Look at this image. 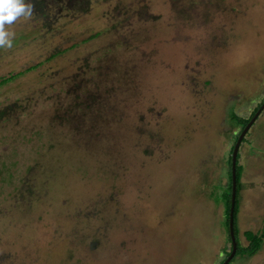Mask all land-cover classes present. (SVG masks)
<instances>
[{
	"label": "rangeland",
	"instance_id": "obj_1",
	"mask_svg": "<svg viewBox=\"0 0 264 264\" xmlns=\"http://www.w3.org/2000/svg\"><path fill=\"white\" fill-rule=\"evenodd\" d=\"M60 3L55 30L33 9L0 47V76L68 47L0 87V264H221L235 114L264 97V0ZM255 130L264 110L243 161L264 158ZM257 177L243 245L264 224ZM246 257L228 264H264V246Z\"/></svg>",
	"mask_w": 264,
	"mask_h": 264
},
{
	"label": "trees",
	"instance_id": "obj_2",
	"mask_svg": "<svg viewBox=\"0 0 264 264\" xmlns=\"http://www.w3.org/2000/svg\"><path fill=\"white\" fill-rule=\"evenodd\" d=\"M25 2L30 3L33 6V9H35V11H37L38 16L40 15L42 17L45 27H47L49 30H55L56 27L54 26V24H52L53 22H52L51 18L53 17V14L51 12H49L48 6L62 2L60 4L63 7H67V6L70 7V6H74L75 4H78V5H80V7L86 9L85 5L87 4V0H25ZM99 34H100V31L90 35L88 38L84 39L83 41H87L89 39H92V38L98 36ZM73 46H76V44H73L71 47H73ZM67 50H68V47L64 48V49H57L55 52H53L48 57H46L44 60H42L38 63L31 64L28 67H26L22 70H19V71H11L7 74L1 75L0 76V87L5 85V84L10 83L14 79L21 76L22 74L37 68L38 66L44 64L45 62L55 58L57 55H59L63 52H66ZM263 101H264V97L261 101H259L256 104V107L251 111L249 116H243L241 114H235L236 116H238V119L240 120L239 125L242 127V129L245 127V125L248 123V121L251 119V117L254 115V113L257 111V109L259 108V106L262 104ZM242 129H241V131H242ZM238 135H237V137H238ZM245 139H246V136L244 137L243 141ZM243 141H242V143H243ZM233 147H234V144L231 148V153H230L229 158H228L230 167L228 170L229 180H228V184L226 186L227 190L224 193H222V201H223V205H224V216H225L224 220H225V223L227 226V231H228V235H229V244H230V249L227 250L226 256L224 257V259L230 254L231 249H232V238H231V234H230V223L229 222H230V209H231V200H232V168L231 167H232ZM242 173H243V165L241 164L240 153H238V159H237V196H236V203H235V210H234V230H235V235H236V239H237L238 249H237L235 256H237L241 252L242 256L250 257V256H253L254 254H256L261 249V247L263 245V242H264V225H263L262 229L258 232H254L251 230H245L244 236L247 239L248 243L246 245L242 244L240 236H239L240 230H238V227H237V224H238L237 215L239 212L240 199H241V197H240V185H241ZM224 259H222V261Z\"/></svg>",
	"mask_w": 264,
	"mask_h": 264
},
{
	"label": "clouds",
	"instance_id": "obj_3",
	"mask_svg": "<svg viewBox=\"0 0 264 264\" xmlns=\"http://www.w3.org/2000/svg\"><path fill=\"white\" fill-rule=\"evenodd\" d=\"M33 6L25 0H0V47H12L15 35L9 28L21 18H30Z\"/></svg>",
	"mask_w": 264,
	"mask_h": 264
},
{
	"label": "crops",
	"instance_id": "obj_4",
	"mask_svg": "<svg viewBox=\"0 0 264 264\" xmlns=\"http://www.w3.org/2000/svg\"><path fill=\"white\" fill-rule=\"evenodd\" d=\"M257 130H255V132H256ZM254 132V131H253ZM253 132L250 134V135H252L253 134ZM249 135V136H250ZM249 138V137H248ZM262 140V142H264V137H261L260 138V136H259V131H257V133H256V138H255V140L253 141V140H250L249 139V141H248V144H250V142L251 143H255V141L257 142V143H255V144H259V145H261L259 142ZM245 145V144H244ZM243 145V146H244ZM247 145V144H246ZM251 145V144H250ZM263 145V144H262ZM243 146H242V149H243ZM247 148H248V152H249V147H248V145H247ZM251 152V151H250ZM254 156L256 157V159L255 160H253V161H251L250 160V158L249 159H245L244 161H243V157H244V154H243V152H242V157H241V164L243 165V173H242V178H243V176H244V173H246V171H247V169H248V171L251 169V168H254L255 169V171H257V174H258V177L256 178V179H254V180H252V182H251V186L252 187H250V188H247L246 190H247V194H248V196H250V199H249V201H248V203L249 202H251V200H253L252 198H255V199H258L259 198V196L261 195V201H256L255 200V202H257V207L258 208H256L257 209V212H258V209H260L259 207L261 206L262 207V200H263V198H264V187H263V183H264V180H263V178H262V176H264L263 174H264V158L263 157H261L260 155H256V154H254ZM250 161V162H249ZM251 164V165H250ZM241 178V189H240V197H241V199H240V203H241V200H242V194H241V190H242V179ZM257 188V190H255ZM248 190H251L250 192H248ZM253 190H255V191H253ZM258 190H260L259 191V193L257 192ZM252 192H256L255 194H253ZM261 192V193H260ZM253 194V195H252ZM222 206H223V215H224V205H223V201H222ZM249 205V204H248ZM262 209V208H261ZM222 215V216H223ZM237 221H238V226L240 227V225H239V222H240V207H239V212H238V215H237ZM264 225V224H263ZM263 227V226H262ZM262 227L260 228V229H262ZM240 229V228H239ZM260 229H258V230H252V229H247V228H245L244 230H243V234H244V231L245 230H251V231H254V232H258V231H260ZM247 240V239H246ZM247 243H248V241H247ZM246 243V244H247ZM263 246H264V242H263V245H262V247H261V249L263 248ZM221 247V246H220ZM220 247H219V249H218V251H217V253L219 252V250H220ZM261 249L257 252V253H259L260 251H261ZM217 253H216V255H217ZM257 253L256 254H254V255H257ZM253 255V256H254ZM244 257V256H243ZM250 257H252V256H250ZM246 258H249V257H246Z\"/></svg>",
	"mask_w": 264,
	"mask_h": 264
},
{
	"label": "water",
	"instance_id": "obj_5",
	"mask_svg": "<svg viewBox=\"0 0 264 264\" xmlns=\"http://www.w3.org/2000/svg\"><path fill=\"white\" fill-rule=\"evenodd\" d=\"M264 110V101L262 104L259 106L257 111L254 113V115L251 117V119L248 121V123L245 125V127L242 129L240 134L238 135L236 142L234 143L233 151H232V200H231V209H230V234L232 238V249L231 253L223 260L221 264H228L233 257L235 256L237 249H238V244H237V239L235 235V230H234V210H235V203H236V196H237V159H238V153L241 147V143L254 124V122L257 120L259 115L262 113Z\"/></svg>",
	"mask_w": 264,
	"mask_h": 264
}]
</instances>
